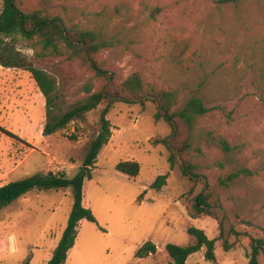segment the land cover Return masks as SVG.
Here are the masks:
<instances>
[{
  "label": "rangeland",
  "instance_id": "obj_1",
  "mask_svg": "<svg viewBox=\"0 0 264 264\" xmlns=\"http://www.w3.org/2000/svg\"><path fill=\"white\" fill-rule=\"evenodd\" d=\"M18 2L24 11L42 9L69 26L102 31L109 46L98 58L119 81L140 72L147 84L177 91L176 109L194 95L204 99L211 110L195 123L192 162L208 177L212 198L222 199L241 235L230 237V250L217 240L215 260L205 257L203 247L188 264H250L251 237L264 238V0ZM2 4L0 0V10ZM31 66L57 79L49 116ZM93 75L78 59L0 34V125L25 140L0 131V186L36 173L73 177L79 171L106 104L49 135L43 131L86 96L78 89ZM95 82L98 89L102 81ZM156 109L151 101L117 102L110 109L111 139L98 155L92 179L83 185V205L96 222H80L65 264H169V243L195 242L189 227L218 238L214 218L191 215L202 184L195 186L179 163L172 167L167 147L155 143L172 131L168 122L155 120ZM124 160L140 163L137 177L117 170ZM234 173L238 177L224 183ZM160 174L168 177L158 190L152 183ZM73 201L70 187L33 189L0 208V264H47L67 227ZM149 241L156 251L137 256ZM259 262L264 264V253Z\"/></svg>",
  "mask_w": 264,
  "mask_h": 264
},
{
  "label": "trees",
  "instance_id": "obj_2",
  "mask_svg": "<svg viewBox=\"0 0 264 264\" xmlns=\"http://www.w3.org/2000/svg\"><path fill=\"white\" fill-rule=\"evenodd\" d=\"M2 2L0 10L1 35L12 39L21 37L32 40L45 51L65 55L69 60L78 59L94 74L78 89L86 96L78 100L76 105L62 117L54 118L55 123H47L43 131L45 135L64 127L72 118L81 116L103 103L106 104L101 113L100 130L87 147L80 169L73 177H69L65 172L36 173L0 186V208L8 206L33 189L71 188L74 201L68 224L47 264H65L68 251L75 245L80 222L84 219L96 222L92 210L83 205V185L86 179H92L98 155L111 139L112 124L107 115L117 102L144 105L147 101H151L156 105L155 120L168 122L172 131L167 137L156 139L155 143H162L167 147L170 153L169 162L172 167L179 163L183 174L189 177L195 186L199 183L203 186L202 190L196 194H194V187L190 190V194H194L191 208L194 211L191 212L192 217L208 215L218 223V238H209L204 229L192 226L188 228V232L196 239L193 244L169 243L167 251L172 258L169 264H188V258L203 247L206 248L205 257L208 260H215L217 240H222L224 248L230 250L233 246L229 243L230 237H239L241 232L231 222L222 199L212 198L208 177L197 171V165L192 162L191 157L195 123L199 117L211 110V107L205 104L204 99L194 95L183 108L176 109L177 91L159 89L147 84L140 72L132 73L124 81L118 80L115 72L107 68L104 62L98 58L99 52L109 46V41L102 31L83 29L77 25L69 26L60 16H52L42 9L24 11L18 0H2ZM183 51L181 50L174 58H179ZM7 63L6 65H9ZM29 70L46 98L47 115L49 116L53 106V94L58 90L57 79L47 70L37 66H31ZM95 79L102 81V85L98 89H95ZM0 131L14 139L25 141L1 125ZM116 168L130 177H137L141 165L136 160H124L120 161ZM167 177V174L158 175L152 183V187L161 189L166 184ZM236 177H238V173L230 175L223 181L227 183ZM250 248L249 263L260 264L259 256L264 253V238L251 237ZM156 249V244L149 241L140 247L137 256H148L150 253H154Z\"/></svg>",
  "mask_w": 264,
  "mask_h": 264
}]
</instances>
